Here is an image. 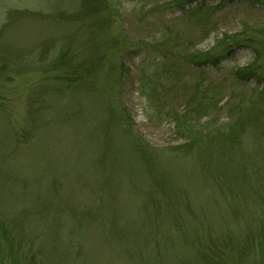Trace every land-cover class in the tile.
Here are the masks:
<instances>
[{
	"label": "rangeland",
	"instance_id": "obj_1",
	"mask_svg": "<svg viewBox=\"0 0 264 264\" xmlns=\"http://www.w3.org/2000/svg\"><path fill=\"white\" fill-rule=\"evenodd\" d=\"M171 1L0 0V222L11 228L0 229V264H208V254L219 264H264L253 220L262 210L255 190L264 194V82L235 75L253 61L257 42L235 46L204 74L174 57L163 70L166 50L170 60L233 34L260 38L264 0H201L202 21L187 20ZM107 15L111 22L91 31ZM61 46L73 64L100 60L87 82L66 77L56 62ZM256 49L264 61V47ZM153 63L150 101L138 78ZM259 71L264 81V66ZM200 75L212 110L181 117L198 137L185 147L171 121ZM120 122L156 152L159 189ZM228 131L238 147L232 162L220 156L240 171L220 187L198 162ZM244 240L249 248L240 256ZM193 243L203 258L186 255Z\"/></svg>",
	"mask_w": 264,
	"mask_h": 264
},
{
	"label": "trees",
	"instance_id": "obj_2",
	"mask_svg": "<svg viewBox=\"0 0 264 264\" xmlns=\"http://www.w3.org/2000/svg\"><path fill=\"white\" fill-rule=\"evenodd\" d=\"M201 0H174L171 1L169 3L170 8H177L182 16H184L187 20L190 21H198L200 18V21L205 20L206 16H207V12L204 9V6L202 5V3L200 2ZM224 1V0H221ZM108 3V2H107ZM94 14L96 12H98V9L94 8L93 9ZM201 16V17H200ZM99 19V20H98ZM101 20V21H100ZM110 17L109 15H107V18H102V17H98L97 20H94L92 23L89 24V27L91 29V31H96L97 29H99L100 26L105 27L106 25H108L110 23ZM195 24V23H193ZM97 32V31H96ZM161 34V36H165V34L168 32L165 30H162L161 28H159V30L157 31ZM263 37L264 38V34L260 35V38H256L253 39L249 36H244L241 33L239 34H233V35H229V36H225L222 37V39L218 42V44L215 46V48H211L209 50L206 51H198V50H193V49H183L182 52H177V53H172L173 56H171V59L168 60V55H170L169 51H164L163 54V58L166 59V62L163 66V70L164 72L167 71V69L170 66L171 60H173V57L175 58V60L173 61L174 64H178V62H181V64H184L186 66V68L189 71H193V70H200V72L203 73V69H207V68H211L213 67L216 68L219 66V64L223 61L226 60L228 57H231L232 53L231 51H233V49L235 48V46L237 47H247V46H251V45H247L248 42H252V40L256 41V47L252 46L253 48H255L253 50L254 52V58L253 61L247 65V67L244 70H240L239 72L237 71L235 73L236 77L239 79V81H248L250 79H254L255 82L257 83H263V79H261L260 76V71L259 69L262 68V66H264V61L262 58L261 53H259L257 51V47H264V44H262L263 41ZM96 39V38H95ZM94 39V41H95ZM115 40L113 42V47H115ZM120 43V42H119ZM66 46H61L60 49V53L58 54V56H56V62H58L60 65L64 66L65 68H67V71L64 72L66 73V77H72V80H82V81H86L88 80V78L93 75V67L94 69L97 67V62L99 64V59H93V60H87V61H83V62H77L75 64H73L75 62V56L73 57H68L69 55V51L67 50V48H65ZM177 48V45L174 47ZM93 50V49H91ZM117 52L121 51L120 46L118 45L117 47ZM221 51V53L218 54V51ZM180 51V50H179ZM78 58V56H76ZM94 63V66H93ZM91 66V68H90ZM123 68V66L121 65V67L119 69ZM155 69H157V65L155 63H153L151 66H148L146 70H144V72L142 73V75L138 78V83L143 86V89L146 90L147 94H148V98L150 99V101H152L154 99L153 96H155L154 91H155V87H154V83H156L158 76L156 75V71ZM70 70V71H69ZM71 73H69V72ZM121 73L123 74V69L120 70ZM120 71L118 72L120 75ZM110 73H115L113 69H110L109 71ZM190 76H192L189 73ZM203 75H200L197 79V82L193 85V87L191 88V93L189 95V99H188V103H186V107L184 108L182 113L179 114H175V115H182L178 118L173 119L171 122H177V130L181 133V136L184 138V143L182 146H191V145H195V143H197V139L198 137L196 136V139L194 138V136L191 135V131H188L185 126H187V122H185L183 119H181V117H184L183 115H192V114H198V115H209L211 114V107L209 105V103L206 102L204 103L203 100H205V95H204V91L202 93L203 87H202V81H204L202 79ZM118 78V82L119 84H121V76L117 77ZM68 81V80H66ZM141 86V87H142ZM240 107H238V105L234 106L231 108V111L233 114L234 113H238L240 111ZM193 119V118H192ZM242 119V120H241ZM123 121V119H121ZM120 120V121H121ZM178 120V121H177ZM192 121V120H191ZM190 121V122H191ZM244 121V122H243ZM245 121H247V119L244 117L243 118H238V119H231L230 124L235 122V123H246ZM121 123V122H120ZM122 127H126L124 129H122L124 131V133L127 135V140L130 142H135L136 146H137V152L139 153V156L141 157L142 161L149 166V169H151L152 171L151 174H153L154 179L153 182H156L153 186H155V188L157 187V189L160 188L159 184L157 183V174L160 170V165H161V161H159V158L157 157V155L155 156L154 154H156V152H152V150L147 148V146L145 145L144 141L142 138H140L135 131L131 128V126L128 124L126 125L125 123H121ZM229 124V125H230ZM242 124V125H243ZM236 136H234L232 134L231 131H228L224 134L223 136V142H221V145H216L214 148L211 149H206L207 150H212L213 151H208L206 153V155L204 157H202L201 159L203 160L202 162H198L202 169L204 174L211 179L212 181H216L217 185H219L220 187H223L225 185H227V183L229 182V177H231L233 175V170L236 169L238 170V172L240 171V167L237 168H233V165L229 162H225L223 161L226 157L225 156H220L221 154H225L228 157V160L230 159L229 155L234 153V148L238 147V145L235 146L234 142L236 140ZM195 139V140H194ZM220 148V149H219ZM148 149V150H147ZM264 156V154H263ZM221 157V161L220 158ZM214 158H218L219 161H210L211 159ZM264 159V157H263ZM230 161V160H229ZM232 162V160L230 161ZM262 163V161H261ZM263 164V163H262ZM249 166V167H247ZM246 168L248 169H253V164L249 163L247 164ZM245 168V169H246ZM244 169V167H243ZM244 169V170H245ZM243 170V171H244ZM254 170V169H253ZM257 192H255L256 197L258 198L259 203H257V206H261L262 210L261 211H257V213L255 214V218H253V220L256 221L257 219V225H256V230L259 234L260 237H263V242L264 243V194L259 193V190H255ZM261 212V213H260ZM155 215V214H154ZM261 215V216H260ZM157 220V216H154V222H156ZM251 220V219H250ZM14 224V223H13ZM12 228L13 225L10 223ZM4 227V228H3ZM10 227V226H9ZM7 226H5L3 224V222H0V229L2 232L8 231L11 232V228H9ZM176 234L173 235V239H174V247L173 248H177V242L179 240V230H175ZM238 238V237H237ZM252 239V238H251ZM209 242H211V240H209ZM248 247V244L246 243V241L244 240L242 242V244L239 242V252H240V256L242 254V256L245 255V247ZM168 249L170 245L167 244ZM190 251L186 254L187 256H191L194 253H199L202 258H203V254L200 250H202V246L200 245H194V243L191 245V248H189ZM215 248H213L214 250ZM210 257V259H209ZM206 258L209 259L210 262H208V264H219L217 262H215L214 260L211 259V256L208 254L206 255ZM187 261V260H186ZM184 264H188V263H184ZM189 264H192L189 262Z\"/></svg>",
	"mask_w": 264,
	"mask_h": 264
}]
</instances>
